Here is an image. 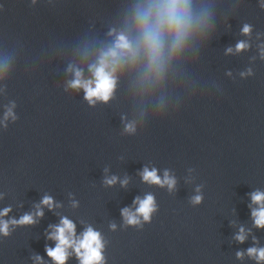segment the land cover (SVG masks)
Listing matches in <instances>:
<instances>
[{"label": "water", "instance_id": "obj_1", "mask_svg": "<svg viewBox=\"0 0 264 264\" xmlns=\"http://www.w3.org/2000/svg\"><path fill=\"white\" fill-rule=\"evenodd\" d=\"M146 2L0 0V120L8 109L16 117L0 126V208L11 206L4 219H18L45 194L63 205L0 240V264H35V255L47 261L45 245L54 242L45 232L60 216L76 223L77 234L88 225L101 232L107 264H256L247 249L264 247L249 207L251 193L264 192L261 0H191L207 28L163 82L141 89L142 64L125 68L113 98L89 106L83 90L69 86L75 71L91 78L100 51L120 32L134 35L135 9ZM240 41L249 47L237 52ZM248 69L253 75L242 76ZM129 124L134 134L125 131ZM145 166L161 179L167 170L175 189L142 182ZM106 176L117 183L105 185ZM147 194L159 206L152 222L125 227L121 210L134 211L133 200ZM197 194L203 201L193 206ZM241 227L244 243L234 239Z\"/></svg>", "mask_w": 264, "mask_h": 264}, {"label": "clouds", "instance_id": "obj_2", "mask_svg": "<svg viewBox=\"0 0 264 264\" xmlns=\"http://www.w3.org/2000/svg\"><path fill=\"white\" fill-rule=\"evenodd\" d=\"M261 7L264 8V0H261ZM207 25L205 16L193 14L191 0H147L145 4L135 9L132 18L134 35L128 32H120L116 35L114 44L106 50H101L96 63L90 66L92 77L85 79L82 71L76 70L75 79L69 83V86L75 90L82 89L84 99L89 106L94 107L97 102L106 104L115 94L118 74L125 68L137 69L141 64L143 71V78L140 81L141 89L158 86L163 82L167 67L183 53L193 35L205 30ZM241 31L243 35H248L251 32V26L245 24ZM248 47L246 42L240 41L235 49L240 52ZM228 52H232V49L229 48ZM260 56L264 59V46H261ZM241 75L251 76L253 72L248 69L247 73H241ZM9 117L16 119L11 109L5 112L3 120H0V126L6 129V121ZM125 131L128 134H134L135 127L129 124L125 127ZM139 174L142 182L158 185L161 188L167 186L169 192L176 187L175 177L170 176L167 170L164 171L163 179L158 175L155 167L149 170L145 166ZM117 180L116 176H106L103 183L112 186L117 183ZM120 183L121 186H125L128 181L125 179ZM196 191L200 193V188L198 187ZM4 195L0 192V200L4 199ZM202 201V194L191 198L193 206L201 204ZM251 201L252 204L249 207L253 226L264 229V192L259 190L252 192ZM71 202L72 207L79 206V202L74 198ZM133 205L136 206L134 211L130 207L121 210L125 227L142 229L145 224L152 222L154 214L159 211V206L152 194H147L143 199L137 196L133 200ZM62 206L53 196L45 194L38 203L33 205L34 211L25 212L18 219L15 217L4 219L12 211L11 206L0 208V240L10 237L15 227L37 224L44 217L45 208L55 213L56 209ZM110 228L115 231L117 225L112 223ZM45 236L48 241L54 242V247L46 244L44 251L48 260L46 261L43 256L35 255L32 257L35 264H48V261H51V264H68L73 257L78 264H107V258L104 255L106 241L101 232L91 225L77 234L76 223L67 216H60L59 223L49 224ZM246 238L245 229L241 227L234 239L244 243ZM244 255L243 251L236 253L237 259H243ZM247 255L254 259L256 264H264V247H250L247 249Z\"/></svg>", "mask_w": 264, "mask_h": 264}]
</instances>
